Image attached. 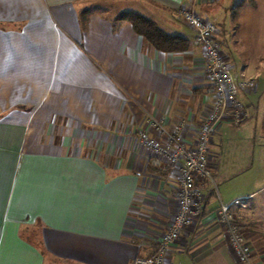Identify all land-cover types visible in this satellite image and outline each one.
Returning <instances> with one entry per match:
<instances>
[{
    "label": "crops",
    "instance_id": "1",
    "mask_svg": "<svg viewBox=\"0 0 264 264\" xmlns=\"http://www.w3.org/2000/svg\"><path fill=\"white\" fill-rule=\"evenodd\" d=\"M190 1L0 0V264H130L153 253L177 210L178 167L164 159L154 166L157 155L139 136L164 141L151 116L167 130L183 122L193 146L214 99L203 51L177 15ZM195 1L216 24L235 80L254 81L238 90L241 108L229 107L211 134L216 193L196 177L201 212L164 264H247L228 242L219 201L236 216L250 264H264V65L247 69L235 54L229 20L249 0ZM109 7L116 13L108 15ZM123 11L185 37L188 49H154L116 21ZM251 109L261 117L260 134L240 129Z\"/></svg>",
    "mask_w": 264,
    "mask_h": 264
},
{
    "label": "built area",
    "instance_id": "2",
    "mask_svg": "<svg viewBox=\"0 0 264 264\" xmlns=\"http://www.w3.org/2000/svg\"><path fill=\"white\" fill-rule=\"evenodd\" d=\"M195 5L196 1L192 0L180 6L177 15L194 31L195 40L203 51L209 90L214 94L213 105L201 121L197 140L193 146H188L184 141L182 133L185 124L183 122L177 124L172 130H167L159 121L149 116L150 126L164 135V141L143 132L140 134L139 140L156 153L157 156L151 160L154 166H159L160 159H164L169 168L178 167V206L167 230L157 241L153 253L148 257H135L130 264H164L168 247L200 214L202 192L196 183V177L213 183L214 191L216 189L207 165L208 143L211 134L226 117L229 107L234 110L241 108V104L237 100L238 90L247 89L253 85L251 79L235 80L230 62L227 56L222 53L220 41L216 38L218 33L216 24L201 15L195 9ZM217 216L224 226L233 252L241 262L250 264L251 247L244 239L236 216L230 210L229 205L219 201Z\"/></svg>",
    "mask_w": 264,
    "mask_h": 264
},
{
    "label": "rangeland",
    "instance_id": "3",
    "mask_svg": "<svg viewBox=\"0 0 264 264\" xmlns=\"http://www.w3.org/2000/svg\"><path fill=\"white\" fill-rule=\"evenodd\" d=\"M247 3L249 4L245 6L244 5L241 6L242 4L238 5V8H236L234 13L229 15V20L231 19V21L233 22L232 24L233 32L231 35L234 36L233 45L235 49L234 51L235 54L239 57L240 60L246 59L247 69L257 71V70H261L262 68L261 65H264V0H255V1L250 0L247 1ZM100 4H106V3L103 2ZM247 10L250 12V13L248 12L249 17L244 18L243 13L247 12ZM111 13L112 14L116 13L115 7L110 8V12H108V15ZM241 16L244 19H242ZM240 22H244V24ZM243 26L245 28H243ZM230 66H231V62H230ZM239 68H241V66ZM260 74L261 76H264V70L260 72ZM263 88H264V82L260 83V90H263ZM262 97L263 99L260 102L261 104L262 101L264 100V93ZM250 112L251 113L253 112V117H251L243 126H241V128L233 125H228V128L229 129L240 128L250 132L251 130L255 129L257 130V133L260 134V130H261L260 126L262 121L261 117L258 115V111L256 113V110L254 109H251ZM243 131L241 137L244 136L246 137V134ZM226 138H228V136H226ZM249 151L250 148H247V160L245 159L246 162H250L249 157L251 151L250 152ZM258 163L259 162L257 161L254 164V167L250 172L255 173V171H258V166H259ZM258 173H259L258 178L264 176L263 169L259 170ZM211 185L214 188L213 183H211ZM177 191H178V187H177Z\"/></svg>",
    "mask_w": 264,
    "mask_h": 264
},
{
    "label": "trees",
    "instance_id": "4",
    "mask_svg": "<svg viewBox=\"0 0 264 264\" xmlns=\"http://www.w3.org/2000/svg\"><path fill=\"white\" fill-rule=\"evenodd\" d=\"M116 20L128 22L135 33L141 36L158 51L183 52L189 47V42L185 37L165 32L155 21L138 12H120L116 17Z\"/></svg>",
    "mask_w": 264,
    "mask_h": 264
}]
</instances>
